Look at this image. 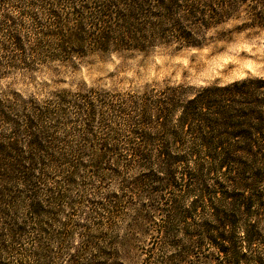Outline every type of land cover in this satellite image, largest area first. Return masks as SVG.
Here are the masks:
<instances>
[{
    "label": "trees",
    "instance_id": "trees-1",
    "mask_svg": "<svg viewBox=\"0 0 264 264\" xmlns=\"http://www.w3.org/2000/svg\"><path fill=\"white\" fill-rule=\"evenodd\" d=\"M263 29L264 0H0V82ZM67 85L0 93V264H264V77Z\"/></svg>",
    "mask_w": 264,
    "mask_h": 264
},
{
    "label": "rangeland",
    "instance_id": "rangeland-1",
    "mask_svg": "<svg viewBox=\"0 0 264 264\" xmlns=\"http://www.w3.org/2000/svg\"><path fill=\"white\" fill-rule=\"evenodd\" d=\"M225 29L229 30L231 26ZM232 37L231 44H219L216 48L202 51L172 53L159 50L146 59L96 61L94 65L79 68L73 74L68 73V78L34 76L2 81L0 93L10 86L11 93L25 92L29 95L48 92L55 87H67L70 82L75 87L82 83L89 86L95 83L101 88L112 87L114 91L125 92L138 90L150 83L199 87L214 82L231 83L249 76L264 77V29L233 34ZM52 80L67 82L56 85ZM153 255L156 261L166 253L156 251Z\"/></svg>",
    "mask_w": 264,
    "mask_h": 264
}]
</instances>
